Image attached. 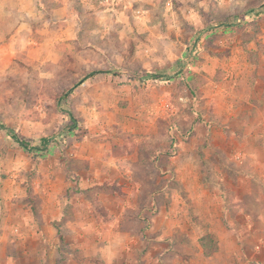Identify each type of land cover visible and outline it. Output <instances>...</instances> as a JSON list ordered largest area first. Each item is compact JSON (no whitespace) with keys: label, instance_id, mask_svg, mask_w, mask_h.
Here are the masks:
<instances>
[{"label":"rangeland","instance_id":"rangeland-1","mask_svg":"<svg viewBox=\"0 0 264 264\" xmlns=\"http://www.w3.org/2000/svg\"><path fill=\"white\" fill-rule=\"evenodd\" d=\"M97 71L118 73L69 91ZM142 72L159 77L131 74ZM263 97L264 0H0V123L37 148L0 130V202L8 192L32 203L37 191L79 192L74 168L124 160L152 207L125 215L121 231L134 240L100 246L119 255L113 264H231L207 257L226 222L245 221L254 227L243 264H264V249L251 256L264 237ZM132 183L97 187L123 193ZM58 248L62 264L69 248Z\"/></svg>","mask_w":264,"mask_h":264},{"label":"crops","instance_id":"crops-1","mask_svg":"<svg viewBox=\"0 0 264 264\" xmlns=\"http://www.w3.org/2000/svg\"><path fill=\"white\" fill-rule=\"evenodd\" d=\"M258 100L260 102L257 101L259 107L257 110L264 118V97ZM251 101L253 100H246L248 107L254 104ZM247 115H251L250 110ZM257 129L264 133V120L257 125ZM261 140L264 145V137ZM147 164L151 168L157 165L161 172V160L155 161V158H152ZM97 165L90 163L88 168L84 166L73 169L79 192L72 190L57 192L52 189L37 191L32 197L34 203L26 200L25 193L8 192L3 197V202H0V264H59L61 258L58 247L62 243L69 248V251L63 253L62 264H113L119 261L118 254L111 258L105 257L100 246L120 244L121 239L123 243H127L133 239L129 233L121 231L122 222L127 220L125 215L130 212L135 214L147 212L145 207H150L151 204L142 205L139 201L144 195L138 183L142 177H134L135 173L130 171L131 164L124 160H105ZM242 174L239 176L240 181L243 178ZM115 181H119V184L122 181L134 183L129 189H120L123 193L109 189L104 191L97 187L101 183ZM68 186L66 183L65 187ZM152 195L148 194L146 197L150 198ZM109 198L113 199V203L107 202ZM232 201L231 203H236V198ZM224 206L222 210L226 214L230 204L225 202ZM247 217L246 215L245 218ZM259 218L261 219L260 216ZM261 223L264 221L257 222L259 225ZM253 225L249 221L243 222L240 226H231L230 222H226L227 227L216 234L219 236L218 248L213 257L207 259L216 260L222 255L228 257L231 264H236L235 262L240 260L239 264H243L245 253L241 245L246 237V231L252 230ZM104 228L110 230L111 237H103L101 230ZM61 229L64 230L62 236L58 234ZM135 239L138 240L136 237ZM87 244L95 246L93 253L85 251ZM237 244L239 249L233 248ZM259 249H264V237L259 240L256 251L251 256L255 257ZM75 252H78L79 259L75 257ZM162 257L161 254V260ZM255 261L258 264L260 260ZM190 264H195L194 258Z\"/></svg>","mask_w":264,"mask_h":264},{"label":"trees","instance_id":"trees-1","mask_svg":"<svg viewBox=\"0 0 264 264\" xmlns=\"http://www.w3.org/2000/svg\"><path fill=\"white\" fill-rule=\"evenodd\" d=\"M109 73L110 74H117L118 72L117 71H111V72H104V71L91 72V73L85 75L81 80H79L78 83L75 84L69 91H72L75 87H77L78 85H81L85 80H87V79H89V78H91V77H93L95 75H98V74H109ZM131 74L133 75L134 78H136L138 80H141V81H145V80H148V79H154V78H158L159 77L157 75H153V74L146 73V72H142V73H131ZM65 113H67L69 119L73 123V126L72 127H74L75 120H74L73 116L69 112H65ZM0 130L1 131H5L10 136V138L15 143H17L21 148H23L24 150L31 151V150L37 149L36 147H32L28 143H26L25 141L21 140L16 135V133L14 132V130L6 127L4 124H1L0 123ZM48 141L49 140H47L45 138L41 139V143H43L44 146L46 145V143Z\"/></svg>","mask_w":264,"mask_h":264}]
</instances>
